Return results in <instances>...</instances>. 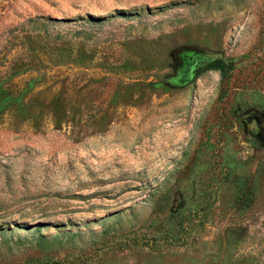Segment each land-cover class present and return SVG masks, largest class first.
I'll list each match as a JSON object with an SVG mask.
<instances>
[{
	"label": "rangeland",
	"instance_id": "374dc122",
	"mask_svg": "<svg viewBox=\"0 0 264 264\" xmlns=\"http://www.w3.org/2000/svg\"><path fill=\"white\" fill-rule=\"evenodd\" d=\"M0 89V264H264V0H0Z\"/></svg>",
	"mask_w": 264,
	"mask_h": 264
},
{
	"label": "trees",
	"instance_id": "16d2710c",
	"mask_svg": "<svg viewBox=\"0 0 264 264\" xmlns=\"http://www.w3.org/2000/svg\"><path fill=\"white\" fill-rule=\"evenodd\" d=\"M190 57L186 56V62L189 63ZM191 67L189 70V79L194 80L199 74H201L203 71L208 70V69H217L219 70L222 74H225L226 71V65L225 62L222 59H212L210 61H207L206 63L202 64L201 61H193L190 63ZM7 94L0 89V98L1 100L6 97ZM5 100V98H4Z\"/></svg>",
	"mask_w": 264,
	"mask_h": 264
},
{
	"label": "flooded vegetation",
	"instance_id": "af4514ba",
	"mask_svg": "<svg viewBox=\"0 0 264 264\" xmlns=\"http://www.w3.org/2000/svg\"><path fill=\"white\" fill-rule=\"evenodd\" d=\"M206 62H207V61H205V62L203 61L202 64H204V63H206Z\"/></svg>",
	"mask_w": 264,
	"mask_h": 264
}]
</instances>
